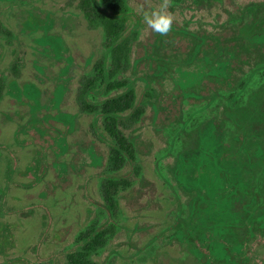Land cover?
<instances>
[{
  "label": "rangeland",
  "instance_id": "obj_1",
  "mask_svg": "<svg viewBox=\"0 0 264 264\" xmlns=\"http://www.w3.org/2000/svg\"><path fill=\"white\" fill-rule=\"evenodd\" d=\"M260 1L171 0L173 26L187 32L172 30L160 36L156 48L158 53L178 55L180 60L191 54L195 39L203 38L192 62L203 58L205 65L217 61L220 73L229 77L238 91L235 124L228 126L223 124L227 110L212 114V104L201 108L202 102L189 105L191 99L180 101L178 89H170L161 75L152 80L150 88L146 86L142 76L148 77L151 66L137 59L153 50L158 34L142 22L141 9H151L159 0H125L128 14L122 30L132 27L134 34L128 43L129 65L116 77L128 83L137 74L133 83L137 96L146 87L137 106L139 113L124 118L125 126L119 127L130 142L135 171L128 162L118 171L108 168L104 159L107 145L91 133L90 115L77 107V90L92 77L94 65L108 45L101 26L87 22L77 0H29L26 9L30 13L22 10L21 16H13L6 10L0 14V22L8 20L13 30L25 28L22 20L28 25L32 20L42 21L43 43L32 40L40 30L24 29L20 39L25 46L18 52L12 71L18 90L27 88L31 93L25 96L20 92L22 102L2 94L0 109L10 100L17 114H43L44 143L48 144L44 147L42 177L35 182L34 177L16 176L30 186L27 192L12 187L5 201L10 212L4 219L11 221L12 237L7 245L0 240V264H28L21 257L30 264H68L66 251L74 246L78 233L89 227L102 230V243L89 255L92 264H201V259L205 263V257L194 254L202 252L189 244L191 230L179 229L177 217L195 221L192 226L198 231L209 230L198 238H206V248L216 258L229 260L226 247L214 234L235 233L231 226L238 219L236 206L244 199L241 193L247 185L250 193L255 171L264 169V77L253 82L258 69L248 74L253 66L264 62V3ZM247 4L252 8L246 9ZM6 59L0 61V68L5 67L6 74L13 76ZM194 64L179 65L176 77L191 82L190 76L197 74L185 72ZM194 68L199 72L201 66ZM208 74L202 79L204 94L212 90V76ZM227 77L221 76L216 88L223 89ZM89 89L99 91L101 83ZM180 107L182 117L177 121ZM190 111L193 117L174 135ZM96 131L105 135L98 128ZM168 148L169 153L161 156ZM34 150L29 145L23 154L30 159L37 155ZM99 171L108 174L103 179L102 173L95 174ZM115 174L122 180L115 179ZM102 183L108 186L107 194L101 189ZM263 183L264 178L260 185ZM23 203H28L27 211L16 210ZM105 210L111 216L107 228L98 225L106 216Z\"/></svg>",
  "mask_w": 264,
  "mask_h": 264
},
{
  "label": "flooded vegetation",
  "instance_id": "obj_2",
  "mask_svg": "<svg viewBox=\"0 0 264 264\" xmlns=\"http://www.w3.org/2000/svg\"><path fill=\"white\" fill-rule=\"evenodd\" d=\"M0 2H6V4L0 3V14L5 12L6 10L8 11L9 14L13 16H21L20 12L24 10L27 13H30V11H27V3L29 0H0ZM20 9V11H19ZM26 13V14H27ZM30 15V14H29ZM37 16V15H36ZM11 18V17H9ZM39 18V16H37ZM22 22L25 24V28L29 32H38L40 30V33L36 36H33L32 40L35 39L34 41L37 44H42L43 43V26H42V21H31V23L26 24L25 21L22 20ZM8 20H3L2 23L0 22V61L5 60L9 65L8 69L9 72L12 73L13 70H15L17 65L16 61H18V52L21 51V49L25 46V43L21 41L20 36L21 34H24L26 30L23 29V27H16V29H11L9 25H7ZM172 30H177L183 33H186L187 31L185 29H181L180 27L173 26ZM185 30V31H184ZM262 31L264 32V28H262ZM158 37L155 39L154 43V48L151 50L149 53H145L142 56H140L137 61L147 63L144 64L146 67L151 66V70L149 72L148 77L142 76L143 79L146 81V86L150 88L151 82H153L157 79L158 76L161 75V77L164 79V82H167V86L170 89H178V92L180 94V101L182 99H191V101L188 103L189 105L194 104L195 102H202L201 108L206 107L209 104H212V114L216 113H221L222 110H227V120L223 119V124H227L228 126L234 125L235 124V89H234V82L229 79V77L219 74L218 71H220V68L217 70H214L211 68L209 71L211 73H207L208 77L212 76V90L204 94L203 89L205 88V84L202 81L204 78L205 74L204 72L202 73L200 71L199 74H197L195 77L192 75L191 82H188L187 78H178L176 75H172L171 73V67L173 63L177 64H191V60L194 59V54L195 52L199 49L200 46V41H198L195 44L194 50L190 54V58H184V59H173L168 55H162L160 52L158 53L156 48H158L159 42H160V35H157ZM198 37V36H197ZM160 47V46H159ZM9 50V52H8ZM13 51V54L10 55V52ZM40 54V53H39ZM206 58H203L201 62H196L197 65H200L203 69L206 68L204 61ZM166 65L169 66L170 72L167 73L165 70ZM219 66V64H217ZM131 67V70H133L135 67ZM5 68V67H4ZM3 67L0 68V103L1 101V96L4 93L8 94V99H11L15 102V100L20 101L18 95L20 94V90H18V85L16 81V75L15 73H12L13 76L7 75L6 74V69ZM135 73V72H134ZM136 75H133L132 78L126 83L127 87L132 88L133 92V106L137 107L140 104V100H142L145 96L146 93V87H144L141 91V93L137 96L136 92L134 90V78ZM223 77H227L224 82H228L226 86H223V89L219 90L218 87L219 85V79ZM118 79H123L122 77H117ZM182 81V83H180ZM12 88V89H11ZM122 87L119 85L115 89H106L105 86H103L99 91H92L88 89L85 92V100L90 104V109H82L80 107V104L77 101V107L79 111L88 113L90 115L89 121H88V127L91 131V133L96 136L99 141L107 145L106 148V153H105V162L110 170H115L118 171L122 167L123 164H121L118 168H111L112 166L110 165L109 161V153H110V145L108 144L109 142H112L111 136L106 130L105 127V121H104V112L103 114L100 112L99 113V105L103 102H105L108 98H110L113 95H117L122 91ZM157 92V90H156ZM25 96L30 95L31 91H29L27 88L23 90L22 92ZM78 93V90H77ZM209 93V94H208ZM208 94V95H207ZM14 97V98H13ZM21 97V95H20ZM9 105L4 108L0 109V165L2 164L3 167H0V240L4 241L7 245V242L11 240V235H10V228L12 226L11 221L5 220L4 215H7L8 212H10L6 207H5V201L6 199H9L11 195V189L12 187H19L22 189L28 188V184H23L21 183L22 181L18 179L16 176H30L35 178V182L39 180L42 177V172H43V155H44V147L47 146L45 145L44 142L47 141V135L44 134L45 130V125H44V117L43 114H38L34 112H29L26 114V112L23 111H18L19 113L17 114V109H14L10 104L9 100ZM187 107V104L185 105V108ZM135 108V109H136ZM134 109V110H135ZM131 111V109H129ZM129 110H117L115 112V117H112L116 119L115 126L120 132V125L125 126L123 119L126 113L130 112ZM154 110H156V107L154 106ZM179 111L181 112L180 118L177 120L179 121L182 117V112L183 108L180 107ZM192 111V110H191ZM190 111V113H191ZM22 114H25L24 116ZM134 117V116H133ZM212 118V117H211ZM71 119V118H70ZM185 119L180 121L178 125V129L174 132V135H178L179 132H182V129L185 126ZM70 123V122H69ZM66 127L68 128L69 126L65 124ZM100 129L103 134L99 133L96 131V129ZM228 130L230 128L228 127ZM181 138V139H180ZM180 140H184V137H180ZM169 145L172 142V139H169ZM51 144L53 141L50 142ZM31 145L34 147V151L37 153L35 157H31L30 159L23 154V150L27 149L28 151V146ZM48 147V146H47ZM38 151V152H37ZM170 148L166 149L164 152H162L161 156L166 155L169 153ZM179 154V151H178ZM258 167L257 169H259ZM40 170V171H39ZM13 172H15L16 175H12ZM156 172L159 174V176L163 177L161 172L156 170ZM178 172V171H177ZM102 173L96 172L95 174ZM108 173L104 172L101 175V178L104 179V176H106ZM89 176V175H88ZM120 176L118 174H115L114 177ZM20 181V182H19ZM31 182L30 184H32ZM103 184V183H102ZM101 184V189L103 190L107 184ZM18 189V188H16ZM15 191V190H14ZM27 192V189H26ZM197 205V203H196ZM28 203H23L20 206L15 207L16 210H26L28 207ZM105 206V205H103ZM198 211L197 209H195ZM198 214V212H196ZM106 216H104V219L101 223L98 225H101V227H106V223L111 222L110 215L108 214V211L105 210ZM182 217H177V222L176 224H180L179 229L181 227H186L187 230H191L190 234L188 235V240L189 237L192 238L194 235L196 238L199 237V234L201 233L202 236L204 234L205 230L198 231L196 228H194V224L192 222L190 224L186 223ZM195 222V221H193ZM193 225V226H192ZM91 228V227H89ZM191 228V229H188ZM207 233V231H205ZM216 233V232H215ZM219 233V231L217 232ZM199 239V238H198ZM152 240V239H151ZM190 244V243H189ZM191 245V244H190ZM191 248L197 251V248L193 245H191ZM198 252V251H197ZM202 252V251H201ZM196 256L199 254V258L201 256L205 257L206 262L203 263V260L201 259L200 263L201 264H233L234 260L232 261L231 258L233 259V256L229 258V260L226 258H216L213 253H194ZM229 254V253H228ZM230 256V255H229ZM21 260H23L25 263L30 264V262L25 258L21 257ZM228 260V262L226 261ZM10 261V258L9 260Z\"/></svg>",
  "mask_w": 264,
  "mask_h": 264
},
{
  "label": "trees",
  "instance_id": "obj_3",
  "mask_svg": "<svg viewBox=\"0 0 264 264\" xmlns=\"http://www.w3.org/2000/svg\"><path fill=\"white\" fill-rule=\"evenodd\" d=\"M261 2L264 3V0H261L260 3ZM77 5L89 24L101 26L105 39L108 40V45L106 46L104 54L94 65L92 77H87L78 88V102L82 109H90V104L85 100L84 95L94 84L101 83V88L105 86L106 89H115L119 85L123 88L120 93L111 96L105 102L101 103L98 108L99 113L101 112L103 114L104 112L105 114V127L112 139V142L108 143L110 145L109 161L112 166L111 168L116 169L121 164L128 162L131 165V170L135 171L136 166L133 161V152L129 147L130 142L123 137L116 128L114 123L116 119H112V117H115V112L117 110L131 109V111L129 110L130 112L126 113L124 118L136 117L137 113L140 111V108L137 109L133 106L132 88L126 86L124 79H118L116 77L118 72L120 73L129 65L128 43L131 36L134 34V30H132L134 28L132 27L125 32L122 30L128 14L125 0H77ZM250 8H252V5L247 4L246 9ZM202 39L203 38H197L195 41L196 43L198 41L202 42ZM196 43H194L191 49L192 51ZM169 56L173 59H177L178 57V55ZM185 57L190 58V53L189 55L186 54ZM194 59H192L190 63L194 64L195 62H192ZM175 64L176 63H173L171 67L173 76L176 75L180 69V64ZM177 66L178 68H176ZM194 66H197V64L195 63ZM194 66L189 68V71L185 73L199 74L201 71L207 74L211 73V71H209L211 68L217 71L220 68L217 65V61L206 64L205 69L201 67L199 72ZM255 69H258V72L256 76L254 75L255 78L253 82H259L261 77H264V62L253 66L248 71V74H252ZM165 70L167 73L170 72L168 65H166ZM218 72L221 74L220 71ZM246 80L245 81L248 82V79ZM237 92L238 91L235 93ZM191 117H193V115L187 112L184 121H189ZM114 178L116 179L118 177ZM263 178L264 169H257L253 175L250 193L246 190L249 187L248 185L245 187L246 189L242 191L241 194H243L244 199L239 206H236L238 219L233 221V225L231 226L235 233L223 235V233L219 231V233H217L218 235L214 234L215 238L226 247L230 257L233 256V264H264V183L260 185V181ZM122 182L126 184V180L123 179ZM104 191L107 194L108 186L104 188ZM106 194L105 198L110 200V197ZM191 222L192 224L194 223L193 221H187L186 223L190 224ZM228 231L231 232L232 230L228 229ZM101 232L102 230L99 227H91L90 229L88 228L78 233L74 246L65 253L67 263L92 264L89 255L90 252L94 251L96 247L102 243V240H100ZM205 239L206 238L202 241L194 235L192 238L189 237V243L195 246L197 251L200 250L203 253H210L206 248Z\"/></svg>",
  "mask_w": 264,
  "mask_h": 264
},
{
  "label": "clouds",
  "instance_id": "obj_4",
  "mask_svg": "<svg viewBox=\"0 0 264 264\" xmlns=\"http://www.w3.org/2000/svg\"><path fill=\"white\" fill-rule=\"evenodd\" d=\"M171 0H159L157 6L145 10L141 9L142 22L148 29L160 36H167L173 28L175 22L174 14L169 10Z\"/></svg>",
  "mask_w": 264,
  "mask_h": 264
}]
</instances>
